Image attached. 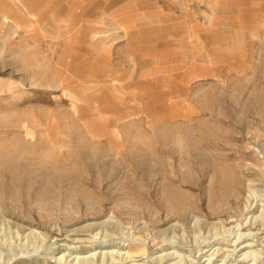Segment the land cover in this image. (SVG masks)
<instances>
[{
	"label": "rangeland",
	"instance_id": "1",
	"mask_svg": "<svg viewBox=\"0 0 264 264\" xmlns=\"http://www.w3.org/2000/svg\"><path fill=\"white\" fill-rule=\"evenodd\" d=\"M0 264H264V0H0Z\"/></svg>",
	"mask_w": 264,
	"mask_h": 264
},
{
	"label": "crops",
	"instance_id": "2",
	"mask_svg": "<svg viewBox=\"0 0 264 264\" xmlns=\"http://www.w3.org/2000/svg\"><path fill=\"white\" fill-rule=\"evenodd\" d=\"M141 53H143V54H146V55H147L149 52H148V51L146 52V50H145V49H142V50H141Z\"/></svg>",
	"mask_w": 264,
	"mask_h": 264
},
{
	"label": "bare ground",
	"instance_id": "3",
	"mask_svg": "<svg viewBox=\"0 0 264 264\" xmlns=\"http://www.w3.org/2000/svg\"><path fill=\"white\" fill-rule=\"evenodd\" d=\"M246 257V256H245ZM246 258H248V257H246ZM244 260H245V258H244Z\"/></svg>",
	"mask_w": 264,
	"mask_h": 264
}]
</instances>
